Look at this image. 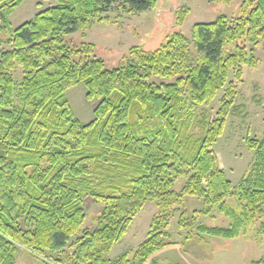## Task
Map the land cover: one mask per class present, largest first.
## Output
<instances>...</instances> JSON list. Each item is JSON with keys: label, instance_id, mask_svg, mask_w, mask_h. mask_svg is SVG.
<instances>
[{"label": "trees", "instance_id": "16d2710c", "mask_svg": "<svg viewBox=\"0 0 264 264\" xmlns=\"http://www.w3.org/2000/svg\"><path fill=\"white\" fill-rule=\"evenodd\" d=\"M54 1L9 30L8 18L23 0H0V24L10 31V50L0 54V264H16L19 248L49 264L47 254L63 252L81 234L87 199L103 205L96 229L55 264H158L152 257L173 245L167 228L186 197L202 201L195 216L216 209L230 220L228 228L198 225L200 235L232 240L257 223L264 234V136L248 140L254 161L236 188L213 149L237 95L230 73L240 80L243 66H256L246 44L264 52V0H243L234 21L221 16L195 24L191 41L175 33L153 52L132 47L114 69L93 55L92 44L71 45L66 38L91 22L106 23L101 15L114 2L121 14H139L157 0ZM238 41L243 45L225 53ZM77 85L99 101L87 125L66 98ZM223 89L215 117L196 136L197 107L209 106ZM180 179L186 182L175 192ZM147 203L157 213L146 239L132 257L109 260Z\"/></svg>", "mask_w": 264, "mask_h": 264}, {"label": "rangeland", "instance_id": "374dc122", "mask_svg": "<svg viewBox=\"0 0 264 264\" xmlns=\"http://www.w3.org/2000/svg\"><path fill=\"white\" fill-rule=\"evenodd\" d=\"M243 0H157L156 7L139 14H121L118 2H114L108 12L101 15L107 22H91L84 31L69 35L66 41L71 45L82 43L94 46L93 55L105 62L107 69L116 68L128 51L135 46L146 52L158 49L172 34L181 33L191 41V29L195 24L211 23L218 17L225 16L234 21L241 16ZM56 5L54 0H23L20 6L8 18L9 30L30 21L36 14ZM0 54L10 50L5 43L10 31L1 23ZM238 41L226 46L225 53H233ZM252 50L257 64L254 68L243 66L241 78L237 80L235 73H230L229 81L237 87L234 108L229 116L221 138L214 145V152L227 179L236 188L241 179L246 177L253 165L254 151L247 147L248 140H261L264 136V52L259 46ZM192 49V47H191ZM18 84L22 78L20 70L13 73ZM157 82V81H156ZM224 89L209 106H198L197 120L193 133L202 137L207 124L215 117L220 107V99ZM66 98L74 117L84 125L94 120V109L98 100L86 98V88L77 85L66 92ZM186 179H180L173 186V191L180 192ZM103 205L87 199L83 203L85 221L81 234L74 237L65 250L56 255H46V262L55 264L58 259L64 260L75 249V244L84 232L96 229L95 219L100 215ZM203 209L202 201L186 197L184 205L179 206L173 214L167 231L168 242L173 243L159 252L152 259L158 264H254L264 258V234L260 232L259 223L248 228L238 238L223 240L208 235H200L196 228L205 225L209 228H228L230 220L216 209L210 216H195L194 211ZM185 211L184 220L179 225L180 215ZM157 213L154 203H147L133 219V222L120 242L113 246L108 255L115 260L124 253H132L142 243L149 232L153 217ZM188 225V226H187ZM42 258L32 254L25 248L15 253L16 264H44Z\"/></svg>", "mask_w": 264, "mask_h": 264}]
</instances>
